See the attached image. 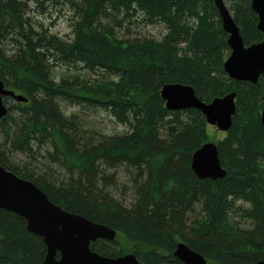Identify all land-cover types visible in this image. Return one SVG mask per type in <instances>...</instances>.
I'll list each match as a JSON object with an SVG mask.
<instances>
[{"label":"trees","instance_id":"16d2710c","mask_svg":"<svg viewBox=\"0 0 264 264\" xmlns=\"http://www.w3.org/2000/svg\"><path fill=\"white\" fill-rule=\"evenodd\" d=\"M32 1L0 0V78L28 98L7 100L0 164L63 209L115 229L113 241L91 243L101 255L130 251L145 264H184L174 255L184 241L208 264L264 259V73L257 83L228 76V34L214 2L54 0L72 13V36L64 39L39 28ZM251 2L226 0L247 46L264 38ZM133 19L162 25L166 33L161 40L120 37L118 27ZM58 66L107 76L64 72L58 80ZM177 82L206 102L237 93L232 125L217 140L227 171L222 178L201 179L192 169L194 153L211 141L209 124L198 109L167 108L161 89ZM62 100L106 111L128 129L88 130L79 115L62 112ZM15 155L27 161L18 163ZM119 169L132 201L112 193ZM46 254L43 237L28 230L26 219L0 208V264H41Z\"/></svg>","mask_w":264,"mask_h":264},{"label":"water","instance_id":"95a60500","mask_svg":"<svg viewBox=\"0 0 264 264\" xmlns=\"http://www.w3.org/2000/svg\"><path fill=\"white\" fill-rule=\"evenodd\" d=\"M211 1L214 2L222 27L228 34L230 55L224 62V70L229 77L238 81L257 83L264 73V38L261 42L247 46L226 1ZM251 8L258 16V29L264 37V0H252ZM161 95L168 109H198L208 124L225 132L230 129L236 113V92L206 102L197 96L191 85L177 82L165 84ZM9 97L17 102H28V98L22 94L8 89L0 78V119L8 113L9 106L5 99ZM261 122L264 125V105ZM192 169L201 179L226 176L227 171L221 164L217 143L206 142L194 153ZM0 208L24 217L28 230L43 237L47 254L41 264H145L133 252L113 257L92 250L91 243L98 239L113 241L116 230L63 209L34 182L18 176L1 164ZM174 255L184 264H208L203 254L193 250L184 241L177 244ZM250 264H264V259Z\"/></svg>","mask_w":264,"mask_h":264},{"label":"rangeland","instance_id":"374dc122","mask_svg":"<svg viewBox=\"0 0 264 264\" xmlns=\"http://www.w3.org/2000/svg\"><path fill=\"white\" fill-rule=\"evenodd\" d=\"M40 2H43L41 4ZM30 16L33 18L40 27H44L50 30L51 33L58 34L64 39H68L72 36V28L70 26L72 13L64 2L56 3L54 0H36L32 1L30 4ZM37 26V27H38ZM118 35L123 38H140V37H151L157 40H161L162 36L166 33V29L162 25L155 26H144L139 22V20L133 19L132 22L126 21L123 24V27L117 29ZM82 65V64H81ZM68 72L69 74H81L89 79L95 80L99 77L107 76L106 73H101L98 71L96 73L91 72L90 70L81 67V69L76 70L73 67L70 69H64V67H56V74L58 75V80L61 78L62 73ZM109 77V76H108ZM11 103L15 101L10 100ZM60 107L63 113L66 115H79V118L88 130L95 131L96 133H104L109 135H116L124 133L128 128L127 126L120 124L116 119L106 111L103 110H93L90 108H83L77 104H71L67 101H60ZM208 132L210 135V140L217 142L222 136H224V131H220L214 125H209ZM14 161L18 163H24L27 161V158L22 155H15ZM55 168H57L55 166ZM118 184L117 187L112 188V193L117 197V199L123 200L124 197L129 198L131 193L128 189V177L124 175V170H118ZM127 188L123 186L126 185ZM132 201V197L129 198V201ZM239 204H242L239 202ZM246 206H249L248 204ZM232 220L237 222L241 227L245 226L243 223L238 221V216L232 215ZM133 247L130 245V248ZM125 252V253H129Z\"/></svg>","mask_w":264,"mask_h":264},{"label":"flooded vegetation","instance_id":"af4514ba","mask_svg":"<svg viewBox=\"0 0 264 264\" xmlns=\"http://www.w3.org/2000/svg\"><path fill=\"white\" fill-rule=\"evenodd\" d=\"M7 100L9 101V98H6V99H5L6 103L8 104ZM8 105H9V104H8Z\"/></svg>","mask_w":264,"mask_h":264},{"label":"bare ground","instance_id":"6f19581e","mask_svg":"<svg viewBox=\"0 0 264 264\" xmlns=\"http://www.w3.org/2000/svg\"><path fill=\"white\" fill-rule=\"evenodd\" d=\"M24 96V95H23Z\"/></svg>","mask_w":264,"mask_h":264}]
</instances>
